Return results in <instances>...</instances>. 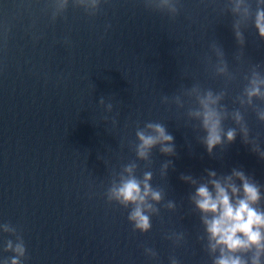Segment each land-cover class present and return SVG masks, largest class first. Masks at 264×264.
Returning a JSON list of instances; mask_svg holds the SVG:
<instances>
[{"label": "water", "instance_id": "95a60500", "mask_svg": "<svg viewBox=\"0 0 264 264\" xmlns=\"http://www.w3.org/2000/svg\"><path fill=\"white\" fill-rule=\"evenodd\" d=\"M45 3L0 0V223L22 235L24 264H169L170 256L211 264L205 241L196 238L203 235L189 199L196 185L181 174L199 181L206 169L219 176L236 168L264 186V159L230 118L223 125L237 128L235 140L209 154L200 140L206 133L188 115L198 107L193 88L224 91L220 103L229 112L240 108L250 138L259 133L264 150V122L236 100L253 65L264 74V39L249 21L241 28L244 44L237 42L226 0H180L175 17L143 0H102L97 15L88 16L70 0L55 21L42 11ZM221 59L225 73L217 72ZM149 121L165 125L175 155L157 145L151 163L136 159L135 131ZM134 160L135 174L152 171L150 183L164 190L145 233L133 232L128 209L104 195ZM168 200L175 209L163 206ZM175 232L184 233L179 244L165 238ZM5 239L14 237L0 232V258L12 255L3 251ZM145 246L157 257L146 256Z\"/></svg>", "mask_w": 264, "mask_h": 264}, {"label": "clouds", "instance_id": "9594fccd", "mask_svg": "<svg viewBox=\"0 0 264 264\" xmlns=\"http://www.w3.org/2000/svg\"><path fill=\"white\" fill-rule=\"evenodd\" d=\"M69 2L70 0H46L42 11H50V19L55 21L66 11ZM101 2L102 0H71V5L82 8L88 16H95L100 11ZM103 2L106 3L107 0ZM143 3L146 8L166 11L175 17L179 12L180 0H143ZM226 8L236 17L232 28L239 44H244L241 28L247 26L249 21L259 37L264 39V0H226ZM109 27L111 25H106L105 30ZM212 47L222 58L223 50L215 44ZM256 69L257 65H253L252 71L246 77L247 83L236 100L241 106H250L258 121L264 122V106L254 103V98L264 102V74ZM227 70V62L221 59L217 72L225 73ZM193 91H197L198 107L189 109L188 115L197 119L199 127L206 133L200 140L209 154L215 146H223L235 140L237 128H225L223 125V121L230 118L239 126L243 142L250 144L251 151L264 159V150L260 148L257 139L259 133L250 138V129L240 108L229 112L220 103L226 95L224 91L214 93L208 89L199 92L195 86ZM167 100V96L161 98L162 102ZM175 100L180 102L178 96ZM99 104L104 105L109 112L113 109L112 103L105 104L103 97ZM115 123L113 119V124ZM135 137L137 142L134 151L137 160L151 163V150L157 145L161 153L175 155L174 137L162 123L146 122L143 128L137 127ZM171 164V160L161 164V175H166ZM137 167L136 160L123 165L122 170L111 179L104 195L109 203L115 202L128 209L127 220L132 225L133 232L145 233L152 228L151 217L160 213L157 205L164 200V190L150 183L153 178L152 171H144L138 177L135 174ZM205 171L206 179L202 177L198 181L191 175L184 174H181L180 179L196 185L195 191L189 196L194 209L200 214L199 219L203 226V235L196 238L205 241L203 247L211 258V264H264V192L261 190L264 186L236 168L228 175L219 176L213 170ZM163 206L173 210L176 203L168 200ZM0 232L14 237L4 240L3 251L12 255L0 258V264H24L26 246L17 227L8 222L0 223ZM165 238L179 244L184 239V233L175 232ZM144 253L150 258L157 257V252L152 247L145 246ZM169 264H180V261L175 256H170Z\"/></svg>", "mask_w": 264, "mask_h": 264}]
</instances>
